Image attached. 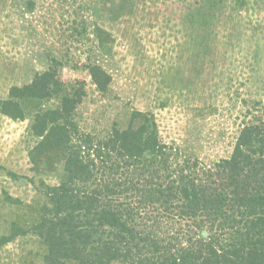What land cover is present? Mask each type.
Segmentation results:
<instances>
[{
  "label": "rangeland",
  "instance_id": "obj_1",
  "mask_svg": "<svg viewBox=\"0 0 264 264\" xmlns=\"http://www.w3.org/2000/svg\"><path fill=\"white\" fill-rule=\"evenodd\" d=\"M93 64L112 77L106 91ZM49 70L63 93L85 90L83 131L103 136L150 113L179 161L213 166L231 156L244 125L264 130V0H0V98ZM32 122L0 112V237L20 214L30 224L47 186L64 177L63 164L33 170ZM43 256L32 233L0 248V264H44Z\"/></svg>",
  "mask_w": 264,
  "mask_h": 264
},
{
  "label": "trees",
  "instance_id": "obj_2",
  "mask_svg": "<svg viewBox=\"0 0 264 264\" xmlns=\"http://www.w3.org/2000/svg\"><path fill=\"white\" fill-rule=\"evenodd\" d=\"M89 69L106 91L111 75L98 64ZM56 96L57 106L26 105ZM84 96L82 86L63 93L49 70L0 98L3 114L33 115L31 132L39 138L29 151L33 170L44 160L49 170L63 164L64 171L33 207L32 222L20 214L0 248L32 233L44 264H264V130L244 125L231 156L213 166L179 161L150 113L134 114L126 129L103 136L83 131L76 112Z\"/></svg>",
  "mask_w": 264,
  "mask_h": 264
}]
</instances>
